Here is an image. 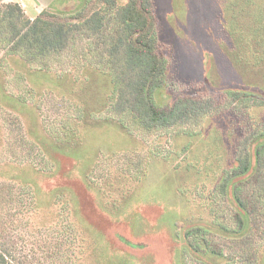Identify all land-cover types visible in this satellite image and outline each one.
<instances>
[{
	"label": "rangeland",
	"instance_id": "rangeland-1",
	"mask_svg": "<svg viewBox=\"0 0 264 264\" xmlns=\"http://www.w3.org/2000/svg\"><path fill=\"white\" fill-rule=\"evenodd\" d=\"M17 1L33 18L46 7L70 14L81 8L85 0ZM258 1L264 3V0ZM236 14L241 20L243 13L236 11ZM217 15V10L207 0H154L155 38L165 59L163 86L155 93L154 101L158 107H168L186 91L198 96L218 95L227 109L241 113L237 121L240 130L247 128L245 113H250L255 125L262 128L264 108L233 105L228 103L225 94L204 91L205 73L213 85L237 80L264 89V66H260L264 64L255 67L254 61L241 63L238 60L243 54L242 46L234 49V42L226 40L227 27L219 33ZM65 74L52 76L51 73L35 71L17 56L7 57L0 53V183L13 184L20 193L29 191L33 194L34 190L36 198L45 204L48 199L50 202L54 200L53 192L45 191L47 183L58 175L63 179L64 187L75 189L80 215L89 218L88 223L80 215V222L76 219L75 226L81 231L76 250L69 242L74 234L71 229L64 238L59 237L62 234L56 229L34 234L17 229L13 233L17 258L14 264H71L69 259L63 261L66 253L71 258L73 254H79L81 264H153L149 252L139 257L112 246L104 235V226L92 222L95 217L97 222L103 220L101 215L105 214L114 222L128 223L133 236L167 233L176 264H200L185 254L180 255L176 241L188 226L208 225L212 221L213 207L208 209L205 205L202 208V199L197 192H201L204 186L213 187L233 166L238 150L235 149L238 136L233 131L230 133L234 125L229 123L224 129L228 118L220 114L204 120L201 127L198 123H189L144 131L130 124L128 131L111 118L101 121L105 120L103 113H99L105 91L99 81H95L97 79L78 78L79 74L74 78L66 75V78ZM45 93L47 98L39 96ZM63 95L74 99L71 115L61 122L55 116L53 103L56 104L57 100L64 103ZM167 148L171 149L170 152ZM131 154L135 155L134 158ZM128 157L138 162L139 171L132 178L134 181L123 183L127 178L118 177L115 166L126 165L124 161ZM101 168L108 170V177L101 184L110 187L108 190L120 199L118 206H113L107 191L104 193L103 190L104 194L99 191V197L109 201L111 209L119 208L118 211L112 209L114 214H108L106 209V212H96L93 199L91 205H82L84 194L90 196L81 181L85 182L88 174L94 177V169ZM74 193L67 189L56 193L55 196H62H59L62 198L59 207H66L64 201ZM220 200L222 208H228L226 198L218 197L219 212L222 209ZM67 208L73 216L71 206ZM52 238L60 240L55 250H59L61 260L52 253L58 244ZM141 245L146 250L155 248L152 241L146 240ZM259 250L264 251V242Z\"/></svg>",
	"mask_w": 264,
	"mask_h": 264
},
{
	"label": "trees",
	"instance_id": "trees-1",
	"mask_svg": "<svg viewBox=\"0 0 264 264\" xmlns=\"http://www.w3.org/2000/svg\"><path fill=\"white\" fill-rule=\"evenodd\" d=\"M207 1L217 10L219 33L223 27H227L229 34L226 40L234 42V49L242 46L243 54L238 60L241 63L254 61L255 67L264 64V3L258 0ZM236 11L243 13L241 20ZM155 32L154 0H85L81 8L70 14L46 7L33 18L26 14L17 0H0V53L7 57L17 56L25 66L51 73L52 76L68 73L64 77L71 75L74 78L79 74L78 78L97 79L95 81H99L105 91L101 98L104 104L99 110L105 120L101 121L111 118L128 131L130 124L145 131L189 123H198V127H201L208 118L220 114L227 116L224 129L230 123L234 125L230 133L233 131L238 136L233 166L213 187L204 186L201 192H197L202 199V208L205 205L208 209L213 207L212 221L208 225L195 224L185 228L177 237L179 241H176V247L181 250L180 255L185 254L200 264H264V251L259 250L264 242V127H257L251 114L245 113L247 128L240 130L237 121L241 113L227 109L218 95L198 96L186 91L168 107H158L154 96L163 86L165 59ZM204 77V91L225 94L228 103L233 105L264 108L263 88L239 83L235 79L217 86L212 84L206 73ZM46 94L39 96L47 98ZM62 98L64 103L58 100L56 104L53 103L55 116L61 122L71 115L74 99L70 95H63ZM167 149L170 152L171 149ZM131 155L134 158L135 155ZM132 158L125 159L126 165L122 167L115 166L116 175L127 178L123 183L134 181L132 178L139 171L138 162ZM93 176L86 175V184L77 177L90 196L88 198L84 194L82 205H91L93 199L96 212L106 209L108 214H114L113 210L118 211L119 208L112 210L108 206L109 201L105 202L99 197V191L102 194L107 191L113 206H118L120 202L119 197L108 190L110 187L101 184L108 177V170L94 169ZM62 180L57 175L47 183L45 191H52L54 200H45V204L36 198L34 190L33 194L29 191L20 193L13 184L0 183V264H14L17 259L13 233L19 228L33 234L56 229L62 238L71 229L74 234L69 242L73 249L78 248L76 244L81 241V231L75 224L76 219L80 222L79 202L75 189L64 187ZM63 189L74 194L71 197L68 195L69 202L64 201L66 207L60 208L62 198H59L62 196L55 194ZM218 197H225L228 205V208H222L223 202L220 200V212ZM69 205L73 216L67 208ZM101 217L104 219L97 222L95 217L92 222L104 226V235L114 248L139 257L149 252L153 264H176V255L167 233L133 236L128 223L114 222L106 214ZM81 218L88 223V217L82 215ZM52 239L58 242L52 253L59 257L60 252L55 249L59 247L60 240ZM146 240L152 241L155 248L146 250V247H142ZM67 259L71 264H81L79 254H73L71 258L66 253L63 261L67 262Z\"/></svg>",
	"mask_w": 264,
	"mask_h": 264
},
{
	"label": "crops",
	"instance_id": "crops-1",
	"mask_svg": "<svg viewBox=\"0 0 264 264\" xmlns=\"http://www.w3.org/2000/svg\"><path fill=\"white\" fill-rule=\"evenodd\" d=\"M39 12V11H38Z\"/></svg>",
	"mask_w": 264,
	"mask_h": 264
}]
</instances>
